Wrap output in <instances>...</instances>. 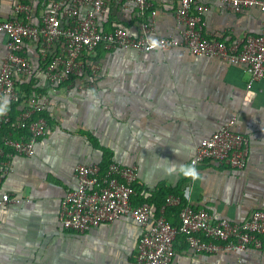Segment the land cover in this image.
<instances>
[{
  "label": "crops",
  "instance_id": "crops-1",
  "mask_svg": "<svg viewBox=\"0 0 264 264\" xmlns=\"http://www.w3.org/2000/svg\"><path fill=\"white\" fill-rule=\"evenodd\" d=\"M53 0H31V25H38ZM179 0H155L157 15L138 17L129 0H112L98 19L101 30L125 28L138 34L141 22L154 28L150 39L176 35L174 12ZM207 36L232 43L264 29V15L255 8L233 13L221 0H200ZM22 0H0V22L8 21ZM7 36L0 32V67ZM53 46L49 56L59 53ZM24 55L36 70L32 78H16L19 90L37 92L48 103L43 115L46 135L34 156L15 157L0 193L23 200L0 206V264H136L141 235L138 224L123 218L84 234L64 230L60 202L76 184L77 165L105 168L115 162L138 171L133 203H149L159 215L167 196L182 206L206 210L216 220L241 222L264 210V81L252 82L242 66L185 49L138 53L99 49L95 76L49 87L41 79V46L28 41ZM85 84V82H84ZM20 108V107H19ZM17 108V110H19ZM17 110L11 111L15 121ZM232 123L234 132L250 141L243 171L206 162L189 165L197 145ZM1 131L17 135L11 128ZM10 129V130H9ZM180 207L165 217L178 225ZM171 264H264V250L194 254L178 236Z\"/></svg>",
  "mask_w": 264,
  "mask_h": 264
},
{
  "label": "built area",
  "instance_id": "built-area-1",
  "mask_svg": "<svg viewBox=\"0 0 264 264\" xmlns=\"http://www.w3.org/2000/svg\"><path fill=\"white\" fill-rule=\"evenodd\" d=\"M112 0H53L38 25H31V0H22L14 7L12 17L0 22V32L7 36L6 53L0 67V187L15 157L34 156L35 146L47 133L44 116L47 98L37 92L19 90L16 78H32L36 74L24 55L28 41L41 46V79L49 87H60L78 80L80 90L86 78L95 76L98 64L94 58L99 49L133 50L138 53L185 49L195 56H209L233 66H242L252 82L264 81V29L258 35L245 34L232 43L221 36L205 34L203 18L206 6L200 0H179L174 12L176 35L150 39L152 22H141L138 34L123 27L101 30L98 19ZM138 17L157 15L155 0H129ZM219 8L233 13L258 9L264 15V0H221ZM59 44L60 51L49 56V50ZM85 82V84H84ZM20 107V108H19ZM19 108V110H17ZM17 110L15 121L11 111ZM232 123L221 127L196 147L189 165L196 168L206 162L243 171L246 168L250 141L234 132ZM17 133L1 136L4 127ZM76 184L61 199L59 222L66 231L84 234L92 228L111 225L129 218L140 228L136 248V264H171L175 256L174 243L183 236L194 254L244 252L264 250V210H255L241 222L216 220L206 210L183 205L179 197L170 195L154 217L149 203H133V186L138 181L135 167L115 162L105 168L99 165H77ZM23 200L0 193V206L20 204ZM168 207H180L178 225L165 217Z\"/></svg>",
  "mask_w": 264,
  "mask_h": 264
},
{
  "label": "trees",
  "instance_id": "trees-1",
  "mask_svg": "<svg viewBox=\"0 0 264 264\" xmlns=\"http://www.w3.org/2000/svg\"><path fill=\"white\" fill-rule=\"evenodd\" d=\"M113 30V29H112ZM112 30H110V31H112ZM42 116H44L43 114H42ZM9 128V126L8 127H6L5 129H8ZM10 130V129H9ZM183 237V236H182ZM184 238V237H183Z\"/></svg>",
  "mask_w": 264,
  "mask_h": 264
}]
</instances>
